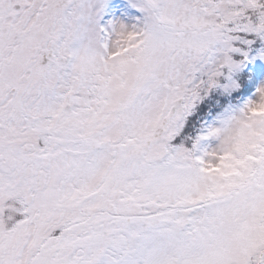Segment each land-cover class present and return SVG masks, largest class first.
I'll use <instances>...</instances> for the list:
<instances>
[{
  "label": "snow or ice",
  "instance_id": "snow-or-ice-1",
  "mask_svg": "<svg viewBox=\"0 0 264 264\" xmlns=\"http://www.w3.org/2000/svg\"><path fill=\"white\" fill-rule=\"evenodd\" d=\"M254 51L264 0H0V264H264V82L181 135Z\"/></svg>",
  "mask_w": 264,
  "mask_h": 264
},
{
  "label": "rangeland",
  "instance_id": "rangeland-1",
  "mask_svg": "<svg viewBox=\"0 0 264 264\" xmlns=\"http://www.w3.org/2000/svg\"><path fill=\"white\" fill-rule=\"evenodd\" d=\"M234 59H236L239 62V60H241L242 58L237 55V56H234ZM262 61H263L261 64L262 71H261V75H260V79H259L257 87L262 82H264V59H262ZM245 63H246V68H247L250 64V60L245 61ZM232 81H236L240 85V87L235 88V89L231 88L230 85H231ZM240 82H241V74L237 70L236 72L232 73L231 80L221 78V81H220L221 86L212 90L209 94L204 96L201 101H199L197 103V105L193 109L191 115H189L186 118V120L184 122V128L182 129V132H181V135H183L185 137V140L187 141L185 143L186 147H188V148L192 147L194 140H196V132L198 133L197 134L198 136L205 135L207 133L206 130L202 131V129H200V127H201V122L208 123L209 116L207 117V119H205V117L207 116V113L211 109H213L212 111H213L215 119L222 114L221 113L222 109H223V112L225 111L223 113V115L226 117L239 114L240 108H242L243 105L245 103H247V100L241 101L239 103L238 102L235 103V101H232L231 99L236 98V96H238L240 94V92L242 90L241 89L242 85L240 84ZM225 86H229L228 91H225ZM226 102L228 105H226L225 108L222 107L221 104H224ZM232 103H233V106L231 105ZM213 104L219 106L217 108V112H215L216 109H214ZM221 121L222 120L211 122L209 124L210 128L220 127ZM205 129H207V127H205ZM180 142L181 141L179 139H177V141H174V144H179ZM217 143L218 142L216 140L210 139V140L203 141L201 143L200 147H201V150H209L210 151L216 147Z\"/></svg>",
  "mask_w": 264,
  "mask_h": 264
},
{
  "label": "trees",
  "instance_id": "trees-1",
  "mask_svg": "<svg viewBox=\"0 0 264 264\" xmlns=\"http://www.w3.org/2000/svg\"><path fill=\"white\" fill-rule=\"evenodd\" d=\"M252 57V58H251ZM243 59V57H241ZM250 60V64L249 66L246 68V63H244L240 69H238L239 73L241 74V82L240 84L242 85V90L240 92V94L238 96H236V98H232L231 100L232 101H235V103H239L241 101H245V100H249L252 98V94L256 91V88H257V85H258V82H259V79H260V75H261V71H262V68H261V64H262V59H259V52L258 51H254V52H251L249 54V59ZM249 83V84H248ZM234 103V102H233ZM233 103L231 104L233 106ZM214 105V109L215 112H217V108L219 106ZM227 102L224 103V104H221L222 107H226ZM213 109H211L208 113H207V116L205 117V119H207V117L209 116V120H208V123H205V122H201V127L200 129H202V131L204 130H208L210 129V126L209 124L211 122H215V121H218V120H223L225 119L226 116L223 115V109L221 110V115L219 117H217L215 119L214 117V114H213ZM210 114V115H209ZM204 119V120H205ZM205 127H207V129H205ZM209 127V128H208ZM201 131V132H202ZM198 133L196 132V139L199 137L197 135ZM195 142V140H194Z\"/></svg>",
  "mask_w": 264,
  "mask_h": 264
}]
</instances>
